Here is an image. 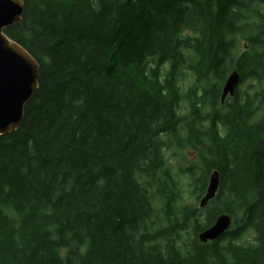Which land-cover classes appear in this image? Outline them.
Listing matches in <instances>:
<instances>
[{
  "label": "trees",
  "instance_id": "16d2710c",
  "mask_svg": "<svg viewBox=\"0 0 264 264\" xmlns=\"http://www.w3.org/2000/svg\"><path fill=\"white\" fill-rule=\"evenodd\" d=\"M23 2L4 32L40 68L0 135V264H264V0Z\"/></svg>",
  "mask_w": 264,
  "mask_h": 264
},
{
  "label": "water",
  "instance_id": "95a60500",
  "mask_svg": "<svg viewBox=\"0 0 264 264\" xmlns=\"http://www.w3.org/2000/svg\"><path fill=\"white\" fill-rule=\"evenodd\" d=\"M23 7V0H0V135L19 128L25 105L38 88L39 63L4 32L6 27L22 21ZM239 77L236 69L228 73L221 89V103L228 95H233ZM219 182V171L213 169L198 199L199 208L205 207L215 197ZM231 222V217L221 212L211 225L198 232L197 237L201 242L215 240L229 229Z\"/></svg>",
  "mask_w": 264,
  "mask_h": 264
},
{
  "label": "rangeland",
  "instance_id": "374dc122",
  "mask_svg": "<svg viewBox=\"0 0 264 264\" xmlns=\"http://www.w3.org/2000/svg\"><path fill=\"white\" fill-rule=\"evenodd\" d=\"M246 83H247V81L244 82L243 85L245 86ZM172 150L173 149L169 150L166 153V157L168 159L167 162H168V164H169L170 167H171V164L172 165H176L178 163V159H179V157L178 158H176L175 156L174 157H171V154H172L171 151ZM183 194H184V197H185L186 201L187 202H190V200L192 199V195L187 191V188L185 189V192H183Z\"/></svg>",
  "mask_w": 264,
  "mask_h": 264
}]
</instances>
